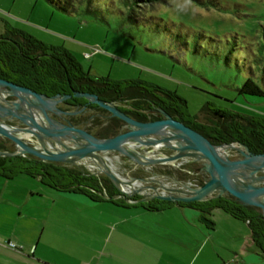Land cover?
Instances as JSON below:
<instances>
[{
	"label": "rangeland",
	"instance_id": "obj_1",
	"mask_svg": "<svg viewBox=\"0 0 264 264\" xmlns=\"http://www.w3.org/2000/svg\"><path fill=\"white\" fill-rule=\"evenodd\" d=\"M79 8L69 14L46 0H0V32L7 21L46 44L66 48L94 76L140 79L173 91L186 100L187 114L206 124L211 118L205 108L264 116V97L237 90L253 59L241 45L256 44L264 35V0H221V8L166 0L146 6L138 26L128 20V8L120 0H108L106 20L87 14L84 4ZM227 41L236 43V50L231 52ZM86 119L82 115L75 120ZM127 129L120 127L115 134ZM107 156L123 177L158 174L196 184L201 180L192 175L198 163L147 169L124 156Z\"/></svg>",
	"mask_w": 264,
	"mask_h": 264
},
{
	"label": "trees",
	"instance_id": "obj_2",
	"mask_svg": "<svg viewBox=\"0 0 264 264\" xmlns=\"http://www.w3.org/2000/svg\"><path fill=\"white\" fill-rule=\"evenodd\" d=\"M46 1L57 10L69 14L78 12L79 6L84 4L87 14L97 21L106 20L104 7L108 0ZM120 1L128 8V20L138 26L146 6L166 0ZM193 1L205 7L221 8V0ZM3 22L5 29L0 32V77L47 95L68 94L73 90L96 93L101 99L117 104L121 110L140 121L159 119L160 114L154 109L163 108L172 116L189 122L214 144L239 142L248 145L255 153H264V116L222 110L209 111L205 108V114L211 118L210 124H206L187 114V102L177 93L140 79L114 81L106 76H94L85 71L66 48L46 44L24 30L9 25L7 21ZM236 35L240 36L237 33ZM234 38L237 40V37ZM231 44L230 51L233 52L237 44ZM241 47L246 48V56L253 55V59L250 67H247V78L237 90L241 94L264 97V35L256 44L248 43ZM72 99L76 102L75 106L83 107L87 104L85 98L73 96ZM90 108L102 114L109 112L97 105ZM121 122V119L112 117L105 125L99 121L89 128L95 130L99 136L107 138L116 135ZM104 126L107 127L104 129ZM12 146L0 138V151L12 152ZM23 175L38 179L43 185L59 192L85 195L94 202L108 201L122 206H141L148 210H164L176 203L207 215L215 210H222L248 222L252 241L258 252L264 254V217L261 211L237 203L229 194L189 203L159 199L142 202V196L136 194L131 197L133 202L130 203L123 197L112 198L120 195L116 185L106 175H96L86 167L42 161L33 155H0L1 178L15 179Z\"/></svg>",
	"mask_w": 264,
	"mask_h": 264
},
{
	"label": "water",
	"instance_id": "obj_3",
	"mask_svg": "<svg viewBox=\"0 0 264 264\" xmlns=\"http://www.w3.org/2000/svg\"><path fill=\"white\" fill-rule=\"evenodd\" d=\"M73 96L108 110L128 129L105 138L86 125L73 123L68 116L80 112L61 106ZM154 111L162 117L140 121L96 93L73 90L47 95L0 77V138L14 144V151H0V155H33L42 161L76 166L78 160L90 158L98 166L92 172L106 175L119 189L120 195L114 199L123 197L131 203V197L139 194L142 202L189 203L229 194L237 203L258 208L264 217V153H255L239 142L214 144L186 120L163 108ZM108 153L147 169L198 163L196 170L203 174V181L193 184L170 175L123 177L105 161ZM201 220L212 224L205 215Z\"/></svg>",
	"mask_w": 264,
	"mask_h": 264
},
{
	"label": "crops",
	"instance_id": "obj_4",
	"mask_svg": "<svg viewBox=\"0 0 264 264\" xmlns=\"http://www.w3.org/2000/svg\"><path fill=\"white\" fill-rule=\"evenodd\" d=\"M0 264H264V254L248 222L222 210L94 202L23 175L0 177Z\"/></svg>",
	"mask_w": 264,
	"mask_h": 264
},
{
	"label": "flooded vegetation",
	"instance_id": "obj_5",
	"mask_svg": "<svg viewBox=\"0 0 264 264\" xmlns=\"http://www.w3.org/2000/svg\"><path fill=\"white\" fill-rule=\"evenodd\" d=\"M70 99H71V100L68 99L69 102H68V100L64 101V102L61 104V106H62L63 108H65V109H68V110H71V111L80 112V113H78V114L68 116V118H69L73 123H75V124L86 125L87 127H89L90 125H92L91 122H92L93 120L100 119L101 124H102V125H105V124L109 123L110 119H112V116H111V113H110V112H106V113H103V114H102V113H100L99 111H97V110H95V109H93V108H90L92 105H96V104H93V103H87V104L84 105L83 107H81V106H79V105H78V106H75L76 102H75L72 98H70ZM97 106H98V105H97ZM82 115H83V116H87V119L84 120V121H82V122H79V121L75 120L76 118H78V117H80V116H82ZM161 117H162V115L160 114V115H159V118H161ZM120 127H121V128H125V127H124V121H122V122L120 123ZM7 143L13 145L12 148H14V144H13V143H11V142H7ZM186 166H189V165H186ZM157 175H158V174H157ZM192 175L198 176L197 179H198V178L200 179V177H201V178H202V181H203V174H198L197 170H195V171L192 173ZM197 179H194V180L196 181ZM194 180H193V181H194ZM202 181L199 180L197 184H200ZM192 183H193V184H196L195 182H192ZM172 185H173V184H172Z\"/></svg>",
	"mask_w": 264,
	"mask_h": 264
},
{
	"label": "bare ground",
	"instance_id": "obj_6",
	"mask_svg": "<svg viewBox=\"0 0 264 264\" xmlns=\"http://www.w3.org/2000/svg\"><path fill=\"white\" fill-rule=\"evenodd\" d=\"M105 157V161L108 163V164H111V161H110V158L106 155L104 156ZM90 162V163H89ZM78 163H79V166H84V167H87L89 168L90 170L92 171H97L98 170V166L97 164L92 161L90 158H83L81 160H78ZM112 166V164H111ZM114 169V168H113ZM115 170V169H114Z\"/></svg>",
	"mask_w": 264,
	"mask_h": 264
},
{
	"label": "built area",
	"instance_id": "obj_7",
	"mask_svg": "<svg viewBox=\"0 0 264 264\" xmlns=\"http://www.w3.org/2000/svg\"><path fill=\"white\" fill-rule=\"evenodd\" d=\"M8 245H9L11 248H13V249H21V248H22V246L17 245V244L14 243V242H9ZM33 250H34V249H33ZM33 250H32V251H33Z\"/></svg>",
	"mask_w": 264,
	"mask_h": 264
}]
</instances>
